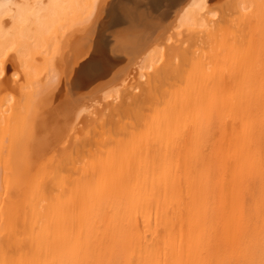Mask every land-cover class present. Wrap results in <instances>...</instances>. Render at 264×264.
I'll return each mask as SVG.
<instances>
[{
	"label": "bare ground",
	"instance_id": "6f19581e",
	"mask_svg": "<svg viewBox=\"0 0 264 264\" xmlns=\"http://www.w3.org/2000/svg\"><path fill=\"white\" fill-rule=\"evenodd\" d=\"M211 1L125 38L119 2L0 0V264H264V0ZM121 20L137 61L113 111L65 99L64 129L69 36Z\"/></svg>",
	"mask_w": 264,
	"mask_h": 264
},
{
	"label": "rangeland",
	"instance_id": "374dc122",
	"mask_svg": "<svg viewBox=\"0 0 264 264\" xmlns=\"http://www.w3.org/2000/svg\"><path fill=\"white\" fill-rule=\"evenodd\" d=\"M110 1H112V5H115L118 2L120 3V5L116 6V9H114V11L117 14H120L119 12H122V14L118 16L121 19L125 20L126 18V20L130 21V22L126 21L130 24L129 26L130 29L126 32L125 28H128V27L123 26L122 24H125V22L124 20H121V22H118L116 25L113 23L109 31L107 30V33H104V31H101V30L99 31L96 27V24H94L95 26L92 25L83 30H76L77 32L75 31L69 36L67 47L64 51L65 54H64L63 60H61L59 63V66L61 68V74L63 75V82L61 83L59 88H58V84L55 85L53 87L54 89L52 88L55 91L52 92L51 94L52 96L50 95L51 103L56 104V105L54 104V106L51 104L53 116L55 115V120H56V117H60L59 125L62 124L60 122H62L61 118L63 117L64 125L63 124L62 125L64 127L66 124L69 127L72 119L74 118V116H71L72 112L70 113L67 110V112L69 113L68 114L66 110H64L65 109L64 104H66V100L67 102L68 101L71 103L73 102L72 103L73 105L70 104V106H73V107L74 106L78 107L79 103L81 104L86 101L88 103H92V102L94 103V101H99L102 103V105H97V107L102 110V113L107 112L108 110L107 108H109L110 106L111 108L108 110V113L110 110H111L110 112L113 111L114 107L112 108L113 102L111 99L110 101H107V104H104L105 100L103 101L104 98H102L103 97L102 91L104 90V88L111 86V85H119V86L122 85V78L125 75H128L129 69L131 70V68L134 66L135 62L137 61V59H135L133 56L134 51H132V48L134 45H136L138 39L130 40L127 43L125 42L126 44L123 42H122L123 44H121L120 41H116V42H112V41L113 40L115 41V39L118 40L121 35L123 36V38H121V41H123L124 34H125L124 32H126L125 34V38H126L128 37L126 36L127 33L130 34V32H133L134 30L141 29V26H143L144 22L147 19L150 21L154 18H157L159 14L162 15L163 13H165V10L167 8L166 6H169L171 4L170 2H172L173 0H154V1L153 0H139V1L138 0H110ZM151 1H152V4L150 3ZM178 1L181 2L180 0ZM231 1L232 0H214V1H211V4L212 5L214 4L213 7L221 11L222 7L223 9H225V7L226 8L229 7V4ZM184 2L185 0L181 3H184ZM181 3L179 6L182 5ZM150 8H153V11ZM108 13L111 14L112 12L108 10ZM111 16L113 17V22H114V20H116L117 17L114 14H111ZM121 27H123V29ZM120 29L122 30L119 33L118 31ZM73 34L74 36H72ZM100 48L101 50L105 51V54L108 53L110 54V56H112L109 59V63L111 64H109L108 66H107V62H105V59H106L105 57L101 56V58L100 57L95 58ZM89 51H92V52H89ZM119 52H121V54ZM85 66L88 67L87 73H86L87 75L83 72L82 76L84 77L86 75V77L90 80V81L88 80L89 83L91 82L90 83L91 86L88 84L87 87L82 88V86H77V84L73 81V75H74V72H76L75 71L76 68L78 69V67L80 68V67H85ZM107 76L109 78L112 77L113 80L112 81L110 80L108 83L106 84L104 83L103 85H100V83L99 84L96 83L99 81L100 78L103 79V78H106ZM92 79H95V80H92ZM132 82L133 83H131V85H134V86L136 85V83H138V82H134V80H132ZM120 87H124V86H120ZM53 93L55 96L53 95ZM72 98L74 101L72 100ZM61 101L64 103H62ZM74 102L77 105L74 104ZM58 113H61L60 116ZM88 117L89 115L85 117L87 119L86 121L87 123H84L86 126V127L84 126L85 132L87 131V129L93 127V125H91L92 120ZM89 123H90V126H89ZM61 129L63 128L61 127ZM64 129H66V127Z\"/></svg>",
	"mask_w": 264,
	"mask_h": 264
}]
</instances>
